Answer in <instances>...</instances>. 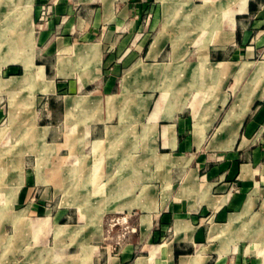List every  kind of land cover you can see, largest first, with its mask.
Returning <instances> with one entry per match:
<instances>
[{
	"label": "crops",
	"instance_id": "crops-1",
	"mask_svg": "<svg viewBox=\"0 0 264 264\" xmlns=\"http://www.w3.org/2000/svg\"><path fill=\"white\" fill-rule=\"evenodd\" d=\"M23 1L0 0L8 252L264 264V0H57L42 24L53 0Z\"/></svg>",
	"mask_w": 264,
	"mask_h": 264
},
{
	"label": "rangeland",
	"instance_id": "rangeland-1",
	"mask_svg": "<svg viewBox=\"0 0 264 264\" xmlns=\"http://www.w3.org/2000/svg\"><path fill=\"white\" fill-rule=\"evenodd\" d=\"M15 3H16V8H15L16 11L21 10V8L24 4V1L23 0H21V1L15 0ZM56 3H57V0H53V1L43 5V8H42L41 13H40L39 21H38L39 23H41V24L47 23L52 19V16L54 13L53 7L55 6ZM1 5H4V4L0 3V6ZM0 11H2V10H0ZM0 15H1V13H0ZM5 21H6L5 17L4 18L0 17V27L6 23ZM7 35L9 36V34H7ZM4 104H6V103L4 102ZM114 149H116V147H114ZM125 224L126 223L123 222L124 228H128V227H126ZM32 247H33V245H32ZM34 252L35 251H32V255L34 254ZM22 259H23V257H22L21 249H20L19 253L16 252V256H13L12 253L8 252V250H7L6 241L0 240V264H21Z\"/></svg>",
	"mask_w": 264,
	"mask_h": 264
},
{
	"label": "bare ground",
	"instance_id": "bare-ground-1",
	"mask_svg": "<svg viewBox=\"0 0 264 264\" xmlns=\"http://www.w3.org/2000/svg\"><path fill=\"white\" fill-rule=\"evenodd\" d=\"M256 74H257L256 80L259 79V76H264V63L257 67ZM246 115H247V112H243V113H239V114L231 113L228 115L227 119H228V121H230L231 118L234 116L233 119L238 123V125H240L243 122Z\"/></svg>",
	"mask_w": 264,
	"mask_h": 264
}]
</instances>
